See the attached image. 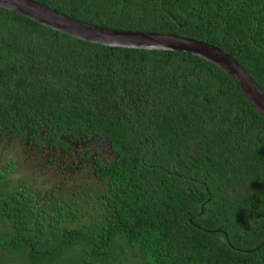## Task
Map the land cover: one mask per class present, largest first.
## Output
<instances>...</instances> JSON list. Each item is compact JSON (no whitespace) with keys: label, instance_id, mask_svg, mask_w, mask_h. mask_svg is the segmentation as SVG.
I'll use <instances>...</instances> for the list:
<instances>
[{"label":"trees","instance_id":"trees-1","mask_svg":"<svg viewBox=\"0 0 264 264\" xmlns=\"http://www.w3.org/2000/svg\"><path fill=\"white\" fill-rule=\"evenodd\" d=\"M35 1L214 44L264 91V0ZM102 140L108 157L90 148ZM14 141L77 150L74 174L92 169L37 189L11 186L16 163L0 159V264H264V119L200 57L92 43L0 7V144Z\"/></svg>","mask_w":264,"mask_h":264},{"label":"water","instance_id":"water-1","mask_svg":"<svg viewBox=\"0 0 264 264\" xmlns=\"http://www.w3.org/2000/svg\"><path fill=\"white\" fill-rule=\"evenodd\" d=\"M0 7L92 43L182 52L200 57L224 71L264 119V91L231 54L214 44L174 33L136 32L97 26L72 18L35 0H0Z\"/></svg>","mask_w":264,"mask_h":264},{"label":"rangeland","instance_id":"rangeland-1","mask_svg":"<svg viewBox=\"0 0 264 264\" xmlns=\"http://www.w3.org/2000/svg\"><path fill=\"white\" fill-rule=\"evenodd\" d=\"M90 148L104 157L109 156V145L105 140H102L99 146L92 145ZM71 151L64 156L61 152H55L51 156L49 152L38 153L33 148L22 145L21 141H14L10 145L0 144V159L4 165L16 163V170L7 175L11 186L24 180L37 189H46L60 181L68 180L71 176H89L92 169L90 166L83 168L79 174H74V168L82 163L83 155L77 150ZM49 158L53 159V164L48 162Z\"/></svg>","mask_w":264,"mask_h":264}]
</instances>
